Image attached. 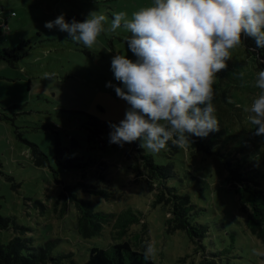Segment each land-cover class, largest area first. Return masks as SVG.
<instances>
[{
	"label": "rangeland",
	"instance_id": "obj_1",
	"mask_svg": "<svg viewBox=\"0 0 264 264\" xmlns=\"http://www.w3.org/2000/svg\"><path fill=\"white\" fill-rule=\"evenodd\" d=\"M153 0H0V48H14L29 40L26 55L14 66L0 63V216L16 217L26 227L23 235L32 238L34 246L57 241L54 254L73 253L63 264H82L90 248L109 247L131 241L133 249L145 250L149 242L156 248L157 264H202L205 256L217 264H264L261 241L245 224L238 196L228 189L224 156L259 161L264 156V136L254 134L245 111L260 94L255 87L260 68L255 55L247 53L244 44L232 50L228 68L217 73L213 101L220 130L205 138L209 152L189 151L188 147L171 152L169 146L159 153L145 152L157 164H174L176 177L169 181L182 194H188L200 213L197 221L209 231L201 247L185 231L168 232L166 207L153 205V196L143 182L134 180L128 170L131 161L125 149L93 146L81 115L85 111L99 120L120 123L130 107L119 98L114 87L124 88L111 70L112 58L136 57L126 44L130 36L123 28L102 34L92 48L75 44L58 29L49 30L45 23L64 15L67 22H83L92 11L103 12L112 19L114 13H132ZM16 14V16L12 15ZM57 73L54 82L44 73ZM126 91V89H125ZM57 141L63 148V161L79 158L81 166L66 168L55 161ZM75 142V144H73ZM141 145V141L138 140ZM37 145L49 163L37 165L33 146ZM107 164L103 178L94 173L101 163ZM106 169V168H104ZM106 173V175L104 174ZM81 184H90L88 188ZM65 185L73 186L82 198L93 202L95 209L120 213L132 208L141 212L142 220L133 224L120 239L110 225L100 236L83 238L76 229L77 210L70 204L60 214V194ZM264 187V181L262 183ZM90 189V190H89ZM105 190L111 194H95ZM155 190H153L154 192ZM146 224L139 247L133 237ZM16 233L0 229V243L6 244Z\"/></svg>",
	"mask_w": 264,
	"mask_h": 264
},
{
	"label": "clouds",
	"instance_id": "obj_2",
	"mask_svg": "<svg viewBox=\"0 0 264 264\" xmlns=\"http://www.w3.org/2000/svg\"><path fill=\"white\" fill-rule=\"evenodd\" d=\"M45 27L67 33L86 48L121 28L131 34L126 44L135 61L119 54L111 61L124 88L107 86L130 107L119 125H111L109 142L122 147L139 140L146 151L159 153L169 142L184 148L192 145L193 136L206 138L220 130L213 103L217 73L228 68L232 50L245 38L264 49V0H153L130 19L120 11L109 22L103 12L92 11L83 22L69 23L62 14ZM0 29L6 32L7 26ZM56 75L47 72L44 78L54 82ZM256 75L261 91L245 111L254 134L264 136V70ZM155 255L149 242L144 258Z\"/></svg>",
	"mask_w": 264,
	"mask_h": 264
},
{
	"label": "trees",
	"instance_id": "obj_3",
	"mask_svg": "<svg viewBox=\"0 0 264 264\" xmlns=\"http://www.w3.org/2000/svg\"><path fill=\"white\" fill-rule=\"evenodd\" d=\"M16 15V14H15ZM6 25V23L4 24ZM1 34V29H0ZM247 53L255 55L260 68L264 66V49L255 47V42L251 38H245L244 43ZM31 46L30 41H21L14 48H0V63L6 62L14 66L25 55V49ZM264 70V69H263ZM83 117L88 129V140L93 146L106 148L107 146L125 149L126 157L131 161L128 170L135 175L134 180L143 182L153 196V205H161L167 208L169 216L165 221L168 232L185 231L190 240L201 247L204 237L209 228L205 223L197 221L200 213L188 194H182L175 186L169 184V181L176 177L174 164H157L153 157L145 152L138 141L131 144H124L122 147L109 142V134L113 130L111 125H119L113 120L103 121L94 117L85 111L74 112ZM192 145L187 146L189 151L197 152L204 150L209 152V146L205 143V138L192 137ZM75 144V142H73ZM33 146V154L37 165L49 163V158L37 145ZM171 152H177L180 147L169 142ZM63 148L57 141L55 148V161L63 164L66 168L78 167L82 164L79 158H71L63 161ZM224 165L228 171L226 177L228 189L238 196L241 210L245 216V224L249 231L255 235L262 243L264 248V156L259 161L262 166L255 164L253 159L234 160L231 155L223 157ZM107 164L101 163V167L94 175L96 178H103L107 170ZM106 168V169H104ZM106 175V173H104ZM88 188L90 184H81ZM73 186L65 185L60 199V214H65L70 204H74L77 210L76 229L85 239L100 236L105 225H110L115 231L116 237L122 239L128 229L136 223L141 222L142 214L135 212L132 208L123 210L120 213H106L95 209L93 202L82 198L74 190ZM90 190V189H89ZM153 190H155L153 192ZM95 194L110 195V192L97 189L92 191ZM146 224L142 226L140 232L133 237L134 245L140 246L142 235L145 233ZM0 229H12L16 233L6 244L0 243V264H63L65 258H73V253L54 254L57 241L49 240L39 246H34L32 238L23 235L28 230L19 224L16 217H1ZM131 241H122L111 244L109 247L90 248L88 259L82 264H157L152 258H144L145 250L133 249ZM264 259V256H262ZM202 264H217L215 261H209L205 256Z\"/></svg>",
	"mask_w": 264,
	"mask_h": 264
},
{
	"label": "built area",
	"instance_id": "obj_4",
	"mask_svg": "<svg viewBox=\"0 0 264 264\" xmlns=\"http://www.w3.org/2000/svg\"><path fill=\"white\" fill-rule=\"evenodd\" d=\"M12 15H13V13H12Z\"/></svg>",
	"mask_w": 264,
	"mask_h": 264
},
{
	"label": "crops",
	"instance_id": "obj_5",
	"mask_svg": "<svg viewBox=\"0 0 264 264\" xmlns=\"http://www.w3.org/2000/svg\"><path fill=\"white\" fill-rule=\"evenodd\" d=\"M14 16H16V15H14Z\"/></svg>",
	"mask_w": 264,
	"mask_h": 264
}]
</instances>
